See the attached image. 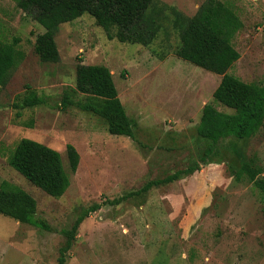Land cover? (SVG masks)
Listing matches in <instances>:
<instances>
[{"label":"rangeland","instance_id":"1","mask_svg":"<svg viewBox=\"0 0 264 264\" xmlns=\"http://www.w3.org/2000/svg\"><path fill=\"white\" fill-rule=\"evenodd\" d=\"M159 1L191 17L205 0ZM217 1L242 23L230 39L239 58L227 73L262 84L264 0ZM43 31L16 0H0V42L15 40L17 50L0 87V190L36 201L32 223L0 214V264H56L65 231L93 204L101 205L78 225L63 264H264V201L247 177L233 175L249 161L264 179V122L246 140L220 141L224 162H199L207 143L195 131L202 107L231 110L212 98L221 75L175 55L170 15L147 46L108 39L87 14L60 24L56 63L34 51ZM79 63L108 68L132 137L111 135L104 119L75 104L85 101L75 89ZM30 92L44 104L13 108ZM67 145L79 156L74 172ZM191 161L199 168L184 178L102 204Z\"/></svg>","mask_w":264,"mask_h":264},{"label":"trees","instance_id":"2","mask_svg":"<svg viewBox=\"0 0 264 264\" xmlns=\"http://www.w3.org/2000/svg\"><path fill=\"white\" fill-rule=\"evenodd\" d=\"M17 7L40 24L44 31L36 36L34 51L41 62L56 63L59 52L55 43L58 26L87 14L100 26L108 39L119 42L151 44L159 35L162 23L170 15L171 25L178 33L179 44L175 55L180 59L209 72L221 75L212 93L215 103L231 112L218 111L213 104L202 107L199 122L195 127L199 138L207 143L199 162L208 164L224 162L220 141H243L250 138L264 122V82L247 83L227 73L239 58V53L230 39L242 27L235 13L217 0H205L191 17L159 0H16ZM17 57L16 41L0 42V87L8 80L9 72ZM75 89L85 96L84 102L75 103L84 111L104 119L111 135L133 136L134 122L121 104L112 76L103 65L79 63L75 69ZM45 100L30 92L13 102V108L25 109L44 104ZM63 105L70 104L62 98ZM230 145L234 146V143ZM68 167L76 170L79 156L72 145L66 146ZM217 158V160H214ZM199 163L191 161L181 170L162 178L145 182L135 190L102 204L117 205L127 199L146 193L151 188L174 182L198 170ZM259 168L249 161H240L233 171L234 179L247 177L264 201V179L259 177ZM101 204H93L84 210L65 231V244L59 248L56 264L65 262L66 252L80 222ZM36 213L35 199L24 191L0 190V214L20 223L33 222Z\"/></svg>","mask_w":264,"mask_h":264}]
</instances>
